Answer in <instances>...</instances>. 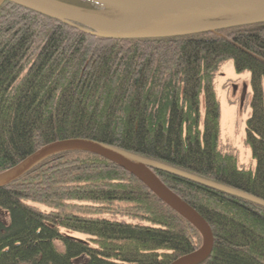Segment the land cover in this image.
I'll return each instance as SVG.
<instances>
[{
    "label": "trees",
    "instance_id": "1",
    "mask_svg": "<svg viewBox=\"0 0 264 264\" xmlns=\"http://www.w3.org/2000/svg\"><path fill=\"white\" fill-rule=\"evenodd\" d=\"M228 59L236 72H250L251 168L219 146L214 77ZM68 138L101 141L264 199V21L108 39L5 1L0 172ZM153 171L212 230L211 253L199 264H264V206ZM201 243L184 217L97 154H55L0 187V264H169Z\"/></svg>",
    "mask_w": 264,
    "mask_h": 264
},
{
    "label": "water",
    "instance_id": "2",
    "mask_svg": "<svg viewBox=\"0 0 264 264\" xmlns=\"http://www.w3.org/2000/svg\"><path fill=\"white\" fill-rule=\"evenodd\" d=\"M5 1L108 39L168 37L264 21V0H90L104 7L135 13V20H128L126 17L102 18L99 12L88 11L61 0H0V6ZM68 151L97 154L115 163L135 176L199 231L202 237L200 246L178 256L169 264H199L205 260L213 247V233L207 221L166 186L153 169L166 171L264 206L262 198L88 138L56 140L40 147L16 165L0 172V187L15 181L46 158Z\"/></svg>",
    "mask_w": 264,
    "mask_h": 264
},
{
    "label": "rangeland",
    "instance_id": "3",
    "mask_svg": "<svg viewBox=\"0 0 264 264\" xmlns=\"http://www.w3.org/2000/svg\"><path fill=\"white\" fill-rule=\"evenodd\" d=\"M98 12L102 18L137 19L135 13L113 7L99 8ZM214 85L220 103L219 146L223 151L236 153L241 166L254 167L255 160L252 158L250 147L245 143V124L251 111L250 72L246 70L238 73L234 69L233 61L225 60L215 74ZM61 230L75 237H85L76 231Z\"/></svg>",
    "mask_w": 264,
    "mask_h": 264
},
{
    "label": "flooded vegetation",
    "instance_id": "4",
    "mask_svg": "<svg viewBox=\"0 0 264 264\" xmlns=\"http://www.w3.org/2000/svg\"><path fill=\"white\" fill-rule=\"evenodd\" d=\"M61 1H64V2H67V3H70V4H73V5H79V4H83L82 2H70L69 0H61Z\"/></svg>",
    "mask_w": 264,
    "mask_h": 264
}]
</instances>
